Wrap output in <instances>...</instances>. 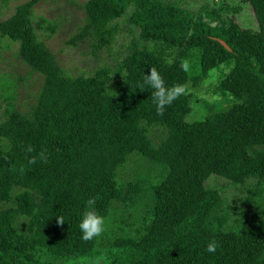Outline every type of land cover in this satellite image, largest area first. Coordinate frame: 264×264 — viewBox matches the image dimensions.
Instances as JSON below:
<instances>
[{"label": "trees", "instance_id": "16d2710c", "mask_svg": "<svg viewBox=\"0 0 264 264\" xmlns=\"http://www.w3.org/2000/svg\"><path fill=\"white\" fill-rule=\"evenodd\" d=\"M42 1L29 0L0 21V39L17 44L29 74L42 77L30 111L8 103L0 122V264H71L93 257L98 246L106 264H264V220L245 208L251 201L264 206V0L197 13L164 0H87L72 45L94 37L95 50L109 47L118 33L114 22L128 8L126 21L139 29L111 84L106 69L72 77L58 66L36 34L46 20L32 24L31 11ZM242 12L252 28L234 19ZM151 67L166 85L186 89L162 116L153 90L138 88ZM0 83L3 91L14 84L9 74ZM42 148L47 163L29 165L28 156ZM133 155L160 168L148 188L146 179L119 180L137 164ZM210 179L249 182L246 214L230 220L232 205L224 206ZM90 197L105 220L149 197L147 217L134 235L85 241L79 223ZM213 239L219 247L209 253Z\"/></svg>", "mask_w": 264, "mask_h": 264}, {"label": "rangeland", "instance_id": "374dc122", "mask_svg": "<svg viewBox=\"0 0 264 264\" xmlns=\"http://www.w3.org/2000/svg\"><path fill=\"white\" fill-rule=\"evenodd\" d=\"M29 0H0V21L9 18L15 8L21 4L28 2ZM87 0H45L36 4L31 11L32 24L35 25L40 19H45L41 30H37L36 34L40 41H43L50 52L55 57L58 66L68 75L72 77L77 76H91L97 70L106 69L109 73L108 84L113 83L115 77V67L117 62L127 54L130 44L133 41H138L139 29L129 24L126 19L132 13L133 9L128 8L126 15L123 18L117 19L114 24L118 26V33L115 35L112 43L109 47L97 48V41L94 37H86L82 41L72 45L71 39L77 34L79 29L84 24V13L80 9V6ZM170 3H174L185 10L192 13H197L203 7L209 8H226L239 5L242 0H164ZM232 15V14H230ZM248 15L243 12L234 16V19L243 28H252L253 22L248 20ZM47 23H52L54 29L52 31L46 30ZM18 46L6 39H0V80H6L7 75L13 80L14 84L12 89L3 91L0 83V122L3 120L4 111L7 108L8 103H12L13 107L22 114H27L33 104L35 103V96L39 91V87L42 84V77L37 74H29L30 70L26 67L17 56ZM200 97L206 98L211 105H218L219 101H213L214 98L210 94L203 95L200 93ZM223 109L227 106L221 102ZM228 108V107H227ZM234 118L231 122H236L237 115L233 114ZM133 155L131 160L133 163L137 161L134 168L127 169L120 175L119 180L127 181L138 177L141 180L146 179V187L148 185L157 182L159 179L158 169L159 167L149 163L146 159L141 157L135 160ZM135 160V161H134ZM208 186L217 185L221 190L222 197L224 199V206L229 202L232 205L231 209H228V217L230 220L236 218L242 211L243 203L248 197L250 190L249 182L243 186H231L226 182L219 180L215 182L209 180ZM149 191V189H147ZM149 195V193H147ZM148 199V201L146 200ZM140 205L126 209L124 207H117L112 212L111 217L106 220L104 235L106 237H113L115 234L121 235H134L136 234L144 220L147 217L146 210H148V203L150 201L147 197ZM148 205V206H147ZM247 207V213L257 214L262 220L264 206L258 209L251 201L245 206ZM246 212H241L243 216ZM21 222L20 231L24 230L25 221L20 219ZM102 234V235H103ZM102 237V236H101ZM100 237V238H101ZM102 247L96 249L95 254L91 258L83 260H76L71 264H96L97 258L102 257ZM102 264H106L103 260Z\"/></svg>", "mask_w": 264, "mask_h": 264}, {"label": "clouds", "instance_id": "9594fccd", "mask_svg": "<svg viewBox=\"0 0 264 264\" xmlns=\"http://www.w3.org/2000/svg\"><path fill=\"white\" fill-rule=\"evenodd\" d=\"M181 67L184 70H187V62H183ZM145 86L153 90L151 93L152 102L155 104L157 114L161 116L164 114L165 109L171 106V104L186 91L185 86L181 84H174L172 86L166 85L163 76L155 67L150 68L149 74H144L143 82L138 85V88L142 91ZM24 151L28 154H31L35 151V149L31 145H28L26 148H24ZM37 159L47 163V149L42 148L36 155L28 156L27 163L29 165L35 164ZM24 170V166L21 165L19 172L23 173ZM95 205V197H90L85 202V211L82 213L79 223L82 239L85 241L100 237L105 231V217L96 210ZM57 223L62 225L64 223L63 217H58ZM218 247V242L213 239L207 244L206 250L209 253H214ZM104 259V257L97 258L96 264H102Z\"/></svg>", "mask_w": 264, "mask_h": 264}, {"label": "water", "instance_id": "95a60500", "mask_svg": "<svg viewBox=\"0 0 264 264\" xmlns=\"http://www.w3.org/2000/svg\"><path fill=\"white\" fill-rule=\"evenodd\" d=\"M219 42H220V44H222L225 48L228 49V47L226 46V44H225L223 41H219Z\"/></svg>", "mask_w": 264, "mask_h": 264}]
</instances>
